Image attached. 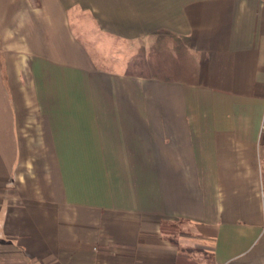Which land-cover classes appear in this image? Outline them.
Returning <instances> with one entry per match:
<instances>
[{"label":"crops","instance_id":"0c3cea01","mask_svg":"<svg viewBox=\"0 0 264 264\" xmlns=\"http://www.w3.org/2000/svg\"><path fill=\"white\" fill-rule=\"evenodd\" d=\"M263 111L264 0H0V264H264Z\"/></svg>","mask_w":264,"mask_h":264},{"label":"rangeland","instance_id":"374dc122","mask_svg":"<svg viewBox=\"0 0 264 264\" xmlns=\"http://www.w3.org/2000/svg\"><path fill=\"white\" fill-rule=\"evenodd\" d=\"M118 47V44L115 45ZM120 48H123L120 46ZM167 234L178 243L179 247L194 256L196 262L201 264H212L210 243L208 240L197 238L190 224L182 220L171 221L165 224Z\"/></svg>","mask_w":264,"mask_h":264},{"label":"built area","instance_id":"2783aa9c","mask_svg":"<svg viewBox=\"0 0 264 264\" xmlns=\"http://www.w3.org/2000/svg\"><path fill=\"white\" fill-rule=\"evenodd\" d=\"M259 142L261 145L264 146V111H263V115H262L260 129H259Z\"/></svg>","mask_w":264,"mask_h":264},{"label":"trees","instance_id":"16d2710c","mask_svg":"<svg viewBox=\"0 0 264 264\" xmlns=\"http://www.w3.org/2000/svg\"><path fill=\"white\" fill-rule=\"evenodd\" d=\"M163 227V226H162Z\"/></svg>","mask_w":264,"mask_h":264}]
</instances>
